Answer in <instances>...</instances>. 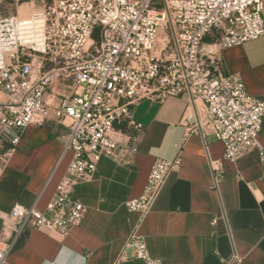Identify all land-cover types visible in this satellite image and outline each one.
Wrapping results in <instances>:
<instances>
[{"label":"built area","instance_id":"obj_1","mask_svg":"<svg viewBox=\"0 0 264 264\" xmlns=\"http://www.w3.org/2000/svg\"><path fill=\"white\" fill-rule=\"evenodd\" d=\"M26 5L27 14L19 9ZM12 10V13L8 11ZM169 30L167 52L161 30ZM214 40L204 43L208 35ZM264 37V0H0V131L12 130V149L28 126L52 120L65 129L64 151L71 152L65 176L44 211L14 205L4 219L0 264L27 227L65 235L81 223L84 206L73 186L90 180L101 159L124 163L137 152L142 126L132 107L187 93L194 106L184 120L203 128L223 146L210 160L212 190L223 179L225 163L256 150L264 170L259 133L264 99L248 94L242 81L225 73L216 52ZM162 42V47L159 43ZM71 93L52 107L44 97L55 82ZM125 137L124 143L114 135ZM181 165L158 160L142 194L126 203L145 215L170 171ZM143 264L151 257L142 238L131 233L124 251Z\"/></svg>","mask_w":264,"mask_h":264},{"label":"crops","instance_id":"obj_2","mask_svg":"<svg viewBox=\"0 0 264 264\" xmlns=\"http://www.w3.org/2000/svg\"><path fill=\"white\" fill-rule=\"evenodd\" d=\"M207 45V44H206ZM225 73L237 76L248 94L264 99V37L216 52ZM71 93L70 83L55 82L45 94L52 106ZM9 97L0 91V104ZM132 122L142 126L137 152L124 163L101 159L95 175L73 186L84 206L81 223L65 235L27 227L5 264H143L124 251L135 232L161 264H264V170L256 150L225 163L217 191L212 190L210 160L223 146L207 128L184 118L194 106L187 93L132 107ZM65 129L48 121L28 126L9 151L12 130L0 131V239L14 205L44 211L65 176L71 152L64 151ZM119 143L126 141L114 135ZM264 148V119L259 133ZM181 151V165L170 171L149 211L128 212L151 166Z\"/></svg>","mask_w":264,"mask_h":264},{"label":"rangeland","instance_id":"obj_3","mask_svg":"<svg viewBox=\"0 0 264 264\" xmlns=\"http://www.w3.org/2000/svg\"><path fill=\"white\" fill-rule=\"evenodd\" d=\"M27 10H29V9H27V6L26 5H24V6H22L20 9H19V11H20V14H27L26 12H28ZM9 13H12V10H9L8 11ZM159 37L160 38H166V40H165V42L168 40L169 41V43L167 44V46H168V48H167V52H170V50H171V48H172V41H171V39H170V36H169V30H167V29H165V30H161L160 31V35H159ZM162 42H160L159 43V47L157 48V49H159L160 47H162Z\"/></svg>","mask_w":264,"mask_h":264},{"label":"trees","instance_id":"obj_4","mask_svg":"<svg viewBox=\"0 0 264 264\" xmlns=\"http://www.w3.org/2000/svg\"><path fill=\"white\" fill-rule=\"evenodd\" d=\"M215 37H216L215 34L208 35V36L205 38L204 43H206V44H210V43L214 40Z\"/></svg>","mask_w":264,"mask_h":264}]
</instances>
